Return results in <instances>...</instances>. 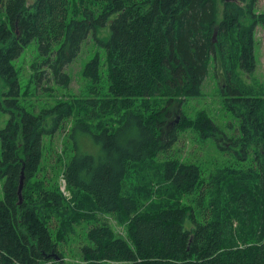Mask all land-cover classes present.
I'll return each instance as SVG.
<instances>
[{"label":"trees","instance_id":"16d2710c","mask_svg":"<svg viewBox=\"0 0 264 264\" xmlns=\"http://www.w3.org/2000/svg\"><path fill=\"white\" fill-rule=\"evenodd\" d=\"M256 2L0 0V110L10 111L0 128V264H66L63 244L83 224L84 264H264V95L240 79L256 66L255 27H264ZM89 35L103 56L94 54L82 75L93 83L105 77L106 92L91 84L84 96L37 112L21 108L14 61L22 51L35 41L36 85L66 87L65 67ZM211 64L255 158L205 179L193 161L158 157L178 131L214 137L205 110L191 117L180 108L202 94ZM59 132L66 144L48 176L43 140Z\"/></svg>","mask_w":264,"mask_h":264},{"label":"rangeland","instance_id":"374dc122","mask_svg":"<svg viewBox=\"0 0 264 264\" xmlns=\"http://www.w3.org/2000/svg\"><path fill=\"white\" fill-rule=\"evenodd\" d=\"M257 13H264V0H257ZM98 35L107 38V29L99 31ZM255 56L256 66L252 72L241 71L240 79L243 88L253 94L264 95V27L257 25L255 27ZM36 43L32 41L14 61L19 73L21 94L18 98L19 106L28 111H39L42 107L51 106L60 100H70L73 97H80L87 94L88 87L93 84L98 86L100 93L107 90V82L102 77L97 83H93L82 75L85 63L96 53L103 56L102 48H97L95 40L89 35L83 42L77 57L65 67L69 73L71 81L68 86L57 85L53 82H47L44 79L36 85L31 80L30 63L35 57ZM225 84L223 74L219 67L211 64L207 77L202 85V94L197 97L188 98L180 108L188 115L195 116L198 111L205 110L217 125V131L214 137L202 140L198 134L192 130L178 131V140L164 154H160L158 160L166 157H179L193 161L199 165L202 170V176L207 177L226 165L237 167H247L255 158L254 145H242L239 140L238 117L226 110L224 98L229 95L220 94V87ZM3 84L0 85V91ZM4 96L0 95V98ZM176 108L175 115L178 114ZM10 117V111L0 110V128L3 127ZM173 119V118H171ZM72 120H68L65 126V132L69 131ZM66 144L65 136L62 132L56 133L53 137H45L43 145L45 148V159L42 163L43 172L48 176L53 175L55 170L53 165L57 163L58 154ZM224 147V149L222 148ZM60 165V164H59ZM55 175V174H54ZM55 177V176H53ZM4 177H0V199L3 196ZM60 190L67 197L70 193L65 188V182L61 176L58 177ZM116 231L122 232L121 227L111 217H107ZM87 224L76 227V234L63 244V251L66 255V264H84L80 260L79 242L84 239L85 228Z\"/></svg>","mask_w":264,"mask_h":264},{"label":"water","instance_id":"95a60500","mask_svg":"<svg viewBox=\"0 0 264 264\" xmlns=\"http://www.w3.org/2000/svg\"><path fill=\"white\" fill-rule=\"evenodd\" d=\"M213 37H215V31L213 33ZM23 185H24V176L23 173L21 172L19 182H18V188H17V195H18V203H21L22 200V190H23Z\"/></svg>","mask_w":264,"mask_h":264}]
</instances>
